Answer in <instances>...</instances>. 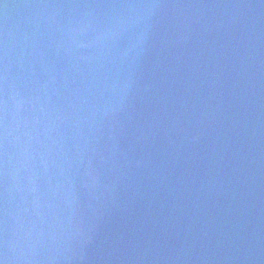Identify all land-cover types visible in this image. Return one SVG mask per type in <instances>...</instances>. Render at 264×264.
I'll return each mask as SVG.
<instances>
[{
  "label": "water",
  "instance_id": "95a60500",
  "mask_svg": "<svg viewBox=\"0 0 264 264\" xmlns=\"http://www.w3.org/2000/svg\"><path fill=\"white\" fill-rule=\"evenodd\" d=\"M6 264H264V0H5Z\"/></svg>",
  "mask_w": 264,
  "mask_h": 264
},
{
  "label": "snow or ice",
  "instance_id": "6c2138e0",
  "mask_svg": "<svg viewBox=\"0 0 264 264\" xmlns=\"http://www.w3.org/2000/svg\"><path fill=\"white\" fill-rule=\"evenodd\" d=\"M0 5H3L6 7L5 0H0ZM5 254H6L5 249L3 248V246H0V264H6Z\"/></svg>",
  "mask_w": 264,
  "mask_h": 264
}]
</instances>
